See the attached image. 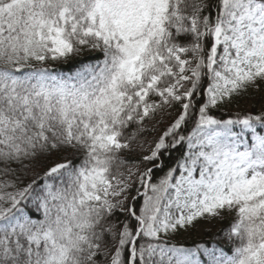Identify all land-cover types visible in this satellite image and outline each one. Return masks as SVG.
Masks as SVG:
<instances>
[{
  "label": "snow or ice",
  "instance_id": "obj_1",
  "mask_svg": "<svg viewBox=\"0 0 264 264\" xmlns=\"http://www.w3.org/2000/svg\"><path fill=\"white\" fill-rule=\"evenodd\" d=\"M0 264H264V0H0Z\"/></svg>",
  "mask_w": 264,
  "mask_h": 264
},
{
  "label": "trees",
  "instance_id": "obj_2",
  "mask_svg": "<svg viewBox=\"0 0 264 264\" xmlns=\"http://www.w3.org/2000/svg\"><path fill=\"white\" fill-rule=\"evenodd\" d=\"M230 224V220L228 219H224V220H221L220 223H219V227L217 230L215 231H206L205 232V235L202 237V238H198L196 236H194L193 234L192 235H189V237H184L182 239H184L186 241V243H188L189 245H191L194 241H207V240H212L213 237L220 233L221 230H226L228 228Z\"/></svg>",
  "mask_w": 264,
  "mask_h": 264
},
{
  "label": "rangeland",
  "instance_id": "obj_3",
  "mask_svg": "<svg viewBox=\"0 0 264 264\" xmlns=\"http://www.w3.org/2000/svg\"><path fill=\"white\" fill-rule=\"evenodd\" d=\"M221 220H216L213 221L210 224H204L203 226H201V228L197 229L196 231H194L193 233H191L190 235H194L198 238H202L205 235V232L210 230V231H215L218 229L219 227V223ZM186 237H189V235H187ZM184 238V237H182Z\"/></svg>",
  "mask_w": 264,
  "mask_h": 264
}]
</instances>
